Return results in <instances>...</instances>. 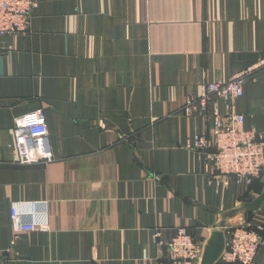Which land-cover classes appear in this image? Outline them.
Returning <instances> with one entry per match:
<instances>
[{"label":"crops","instance_id":"crops-1","mask_svg":"<svg viewBox=\"0 0 264 264\" xmlns=\"http://www.w3.org/2000/svg\"><path fill=\"white\" fill-rule=\"evenodd\" d=\"M36 1L28 32L0 37L6 264H157V232L167 244L186 228L206 247L216 232L264 225V175L219 186L191 148L224 101L184 112L202 85L255 65L236 111L264 137V0ZM38 110L53 159L21 166L15 125ZM40 201L49 230L15 239L11 210Z\"/></svg>","mask_w":264,"mask_h":264},{"label":"built area","instance_id":"built-area-1","mask_svg":"<svg viewBox=\"0 0 264 264\" xmlns=\"http://www.w3.org/2000/svg\"><path fill=\"white\" fill-rule=\"evenodd\" d=\"M36 0H0V37L28 32ZM259 67L253 65L229 81L207 83L201 86L199 97L187 98L184 112L188 117L197 109L205 111L214 99L225 103V113L215 108L213 126L198 135L191 148L204 157L210 166V176L219 186L232 180L251 185L264 175V137L254 130L245 129V117L236 111V102L244 95V86ZM211 118H204L209 122ZM14 162L21 166L50 163L53 159L48 140V125L43 110L28 113L18 119L14 129ZM48 202L19 203L11 210L14 238L21 233L48 231ZM264 225L245 224L225 231L226 246L216 264H255L264 246ZM155 235L163 262L157 264H201L205 246L195 240L186 228H178L167 244ZM0 253V264H6Z\"/></svg>","mask_w":264,"mask_h":264},{"label":"water","instance_id":"water-1","mask_svg":"<svg viewBox=\"0 0 264 264\" xmlns=\"http://www.w3.org/2000/svg\"><path fill=\"white\" fill-rule=\"evenodd\" d=\"M264 199V195L257 201V204L261 203ZM226 246V237L224 232H216L213 234L205 247L204 255L201 264H216L221 257Z\"/></svg>","mask_w":264,"mask_h":264},{"label":"trees","instance_id":"trees-1","mask_svg":"<svg viewBox=\"0 0 264 264\" xmlns=\"http://www.w3.org/2000/svg\"><path fill=\"white\" fill-rule=\"evenodd\" d=\"M257 181V180H256Z\"/></svg>","mask_w":264,"mask_h":264}]
</instances>
